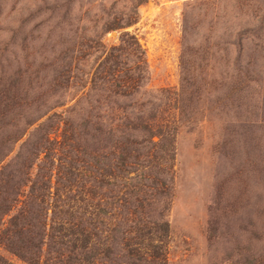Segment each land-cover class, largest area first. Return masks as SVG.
<instances>
[{
  "label": "trees",
  "instance_id": "16d2710c",
  "mask_svg": "<svg viewBox=\"0 0 264 264\" xmlns=\"http://www.w3.org/2000/svg\"><path fill=\"white\" fill-rule=\"evenodd\" d=\"M147 1H101L95 11L79 7L76 44L66 50L71 55H54L49 34L33 49L31 33H18L27 19L3 43L0 246L26 264H167L171 228L165 216L176 137L193 120L186 89L194 75L187 73L199 51L185 43L184 19L180 88L164 92L163 106L142 112L135 100L149 79L145 51L124 30L138 22ZM55 18L59 30L68 23L67 13ZM249 31H238L234 42L233 74L243 89L255 73L249 63L238 64ZM114 32L118 41L108 42ZM75 86L74 103L61 101ZM57 100L56 108H64L50 113ZM0 264L12 263L0 256Z\"/></svg>",
  "mask_w": 264,
  "mask_h": 264
},
{
  "label": "rangeland",
  "instance_id": "374dc122",
  "mask_svg": "<svg viewBox=\"0 0 264 264\" xmlns=\"http://www.w3.org/2000/svg\"><path fill=\"white\" fill-rule=\"evenodd\" d=\"M80 1L76 7V0H0V50L21 19L27 20L18 33H31L33 49L48 34L54 55L73 48L79 7L95 11L101 1L111 2ZM64 13L68 23L59 30L55 17ZM138 13V22L124 31L134 34L145 51L149 79L135 100L145 114L164 105L165 91L180 88L184 19L185 43L199 51L187 73L194 75L186 89L195 107L188 112L193 120L176 137L165 216L171 228L167 264H264V53L257 47H264V0H148ZM244 29L251 31L245 32L238 64L255 70L245 89L233 74L236 33ZM119 34H109L107 41L116 43ZM76 91L75 86L61 101L72 105ZM58 101L49 104L54 105L50 113L64 108H56ZM0 256L26 264L2 246Z\"/></svg>",
  "mask_w": 264,
  "mask_h": 264
}]
</instances>
